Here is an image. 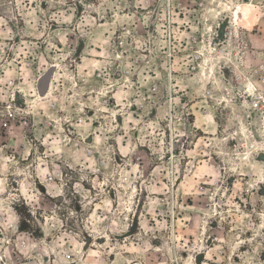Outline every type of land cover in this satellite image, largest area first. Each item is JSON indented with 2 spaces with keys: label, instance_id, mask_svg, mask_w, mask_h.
I'll use <instances>...</instances> for the list:
<instances>
[{
  "label": "rangeland",
  "instance_id": "374dc122",
  "mask_svg": "<svg viewBox=\"0 0 264 264\" xmlns=\"http://www.w3.org/2000/svg\"><path fill=\"white\" fill-rule=\"evenodd\" d=\"M0 264H264V0H0Z\"/></svg>",
  "mask_w": 264,
  "mask_h": 264
},
{
  "label": "bare ground",
  "instance_id": "6f19581e",
  "mask_svg": "<svg viewBox=\"0 0 264 264\" xmlns=\"http://www.w3.org/2000/svg\"><path fill=\"white\" fill-rule=\"evenodd\" d=\"M241 8V7H240ZM243 8V7H242ZM247 8V7H246ZM238 10H240V9H238ZM239 12V11H238ZM242 12V11H241ZM240 13V12H239ZM238 14V13H237ZM245 16V15H244ZM238 17V16H237ZM244 18V17H243Z\"/></svg>",
  "mask_w": 264,
  "mask_h": 264
}]
</instances>
